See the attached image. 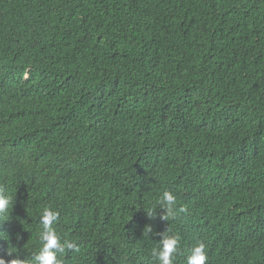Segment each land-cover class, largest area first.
Here are the masks:
<instances>
[{
  "label": "trees",
  "instance_id": "1",
  "mask_svg": "<svg viewBox=\"0 0 264 264\" xmlns=\"http://www.w3.org/2000/svg\"><path fill=\"white\" fill-rule=\"evenodd\" d=\"M0 188L5 260L48 206L64 264H264V0H0Z\"/></svg>",
  "mask_w": 264,
  "mask_h": 264
},
{
  "label": "clouds",
  "instance_id": "2",
  "mask_svg": "<svg viewBox=\"0 0 264 264\" xmlns=\"http://www.w3.org/2000/svg\"><path fill=\"white\" fill-rule=\"evenodd\" d=\"M159 209H163L160 218L168 221L169 218H175L176 212V196L171 191H164L158 201ZM13 205V199L4 194V190L0 188V221L9 219V213ZM183 211V209H181ZM149 218L156 215L155 210L146 212ZM7 218V219H5ZM60 220V213L51 207H44L39 215V224L41 229L38 233L40 241L39 251L29 259H21L19 256H13V250H7V255L11 257L5 260L0 257V264H64V260L59 255H66L68 251H79L77 244L70 240L62 238L58 235L55 224ZM152 233L151 226L146 225L142 235L148 236ZM159 244L151 250V256L156 264H174L175 254L177 253L180 238L177 235L159 233ZM3 238V237H0ZM207 254L205 245L199 242L192 246L186 256V264H206Z\"/></svg>",
  "mask_w": 264,
  "mask_h": 264
},
{
  "label": "bare ground",
  "instance_id": "3",
  "mask_svg": "<svg viewBox=\"0 0 264 264\" xmlns=\"http://www.w3.org/2000/svg\"><path fill=\"white\" fill-rule=\"evenodd\" d=\"M81 68V67H80Z\"/></svg>",
  "mask_w": 264,
  "mask_h": 264
}]
</instances>
